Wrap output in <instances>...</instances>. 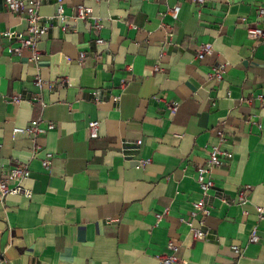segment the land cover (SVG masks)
I'll use <instances>...</instances> for the list:
<instances>
[{"label":"crops","instance_id":"1","mask_svg":"<svg viewBox=\"0 0 264 264\" xmlns=\"http://www.w3.org/2000/svg\"><path fill=\"white\" fill-rule=\"evenodd\" d=\"M78 4L90 7L86 18L74 17ZM260 8L264 0H43L48 30L34 59L28 48L11 54L17 42L0 38V166L25 163L22 184L32 190L0 200V264H162L169 242L178 247L173 264H264V213L256 211L264 202V40L246 33L251 23L264 29ZM26 27L0 0V32ZM204 44L211 48L199 59ZM36 118L54 128L12 134ZM212 145L231 157L207 165ZM142 157L149 162L136 168ZM198 165L214 181L207 194ZM199 219L205 236L195 239L185 221Z\"/></svg>","mask_w":264,"mask_h":264},{"label":"built area","instance_id":"2","mask_svg":"<svg viewBox=\"0 0 264 264\" xmlns=\"http://www.w3.org/2000/svg\"><path fill=\"white\" fill-rule=\"evenodd\" d=\"M4 5L11 12L22 15L27 22L26 33L21 31H14L11 29H6L0 32V38H6L9 40H14L17 42L16 46L9 47V51L13 55H20L23 48H28L31 51V58L34 59L39 52L37 47L38 38L48 30V26L42 21V16L39 15V7L42 4L43 0H3ZM197 3H203L205 0H191ZM179 10V5H175L171 11L172 16L176 17ZM91 12L90 7L78 4L74 8V17L75 18H86ZM259 16L264 14V9L260 8L258 11ZM56 17H61L62 25L61 29L66 30V25L64 24L65 17L63 16V5L59 4L55 13ZM94 27L96 29L100 28V24L95 22ZM247 36L251 39L264 40V29L257 26L254 23L249 24L246 27ZM103 40L101 38L96 39V43H102ZM1 47V43H0ZM210 45L204 44L201 45L197 57L199 59L203 58L206 53L210 51ZM85 56L84 52L79 53V58H83ZM158 67L155 66V70ZM212 73L211 75L215 76L216 79H221L224 73V65H215L211 67ZM37 86L42 84V79L37 77L34 81ZM261 97V96H259ZM92 98L95 101H100L101 93L99 90H94L92 92ZM115 100L118 97H114ZM12 101L18 103L20 101V97L18 95H13ZM178 107V103H172L168 105V108L171 112H175ZM54 125L49 123L45 128L39 125V118L30 120L28 125L25 126H14L12 128V134L16 133H27L31 136H35L40 132L45 130L53 129ZM89 136L94 138L98 136V128H99V120L93 119L87 123ZM216 134L219 137L223 136V132L221 130H217ZM175 136H180L179 134H175ZM141 143L140 140H136L135 144L139 145ZM231 157V153L221 150L218 145H212L208 151L207 157V165L209 166H220L224 164L225 159H229ZM52 160V153L45 152L43 158L41 159V166L44 169H49ZM149 162L147 158H139L137 163L135 164L136 168H141ZM208 168L205 165H198L196 167V182L198 187L204 194H207L208 191L214 186V181L210 175L207 174ZM29 169L27 165L23 162L17 161L11 166L3 167L0 166V200H2L6 195H21L26 198H30L32 196V190L23 186V181L29 177ZM12 182L10 185L9 183ZM248 187L245 185L238 192L239 199L244 198V191ZM201 211L204 215L209 214V210L206 206H200ZM256 211L262 215L264 213V202L261 205L256 206ZM187 227L189 228L192 236L195 239H201L205 236L204 231V220L199 219L198 225L194 226L191 221H185ZM248 241L250 243H257L259 241V236L252 232ZM168 247L172 250L170 254H158L157 259L162 264H173L178 262L179 257L177 255L178 247L173 245L171 242L168 243ZM232 250L235 253H239V247L236 245L231 246ZM227 264H233L232 262Z\"/></svg>","mask_w":264,"mask_h":264}]
</instances>
